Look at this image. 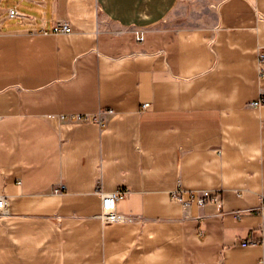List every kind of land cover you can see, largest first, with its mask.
<instances>
[{"label": "crops", "instance_id": "obj_1", "mask_svg": "<svg viewBox=\"0 0 264 264\" xmlns=\"http://www.w3.org/2000/svg\"><path fill=\"white\" fill-rule=\"evenodd\" d=\"M0 195V264H264V0H0Z\"/></svg>", "mask_w": 264, "mask_h": 264}, {"label": "built area", "instance_id": "obj_2", "mask_svg": "<svg viewBox=\"0 0 264 264\" xmlns=\"http://www.w3.org/2000/svg\"><path fill=\"white\" fill-rule=\"evenodd\" d=\"M10 16H15L18 14V11L14 8L10 9L9 11ZM72 30L71 26L66 20H59L56 21L53 25V31L55 33H65L70 32ZM143 35L140 34L137 36L138 40H143ZM262 101H254V105H259ZM70 119L73 120H81V121H88L90 119L89 115H69ZM96 121L104 125L105 118L100 113L95 117ZM129 191L127 189H120L114 192H101L102 196V212L98 215L99 218L104 222H115V221H122L125 219V215L120 214L117 212V202L120 198H123L127 195ZM209 196V191L205 190L203 192V196L199 199V203H203L204 198ZM8 208V198L6 195H0V215L5 212ZM263 214H264V205H263ZM249 241H243L244 245L248 244Z\"/></svg>", "mask_w": 264, "mask_h": 264}]
</instances>
